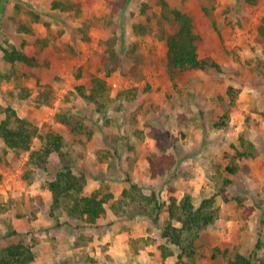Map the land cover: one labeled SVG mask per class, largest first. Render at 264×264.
<instances>
[{
  "label": "rangeland",
  "instance_id": "374dc122",
  "mask_svg": "<svg viewBox=\"0 0 264 264\" xmlns=\"http://www.w3.org/2000/svg\"><path fill=\"white\" fill-rule=\"evenodd\" d=\"M174 8L193 18L203 39L199 57L221 70L169 66ZM263 25L264 0H0V120L11 107L43 135L60 133L66 151L63 161L52 153L37 166L27 162L29 152L16 153L0 139V246L24 234L36 238V253L38 235L54 232L38 219L58 226L48 182L68 163L85 176L82 193L110 195L105 212L118 217L88 229L56 208L71 238L105 239L87 253L65 247L57 264H173L181 249L162 230L169 221L180 225L167 207L185 194L196 206L214 196L216 216L201 230L193 257L184 252L180 264H230L238 253L264 264ZM5 49L26 53L33 64L7 60ZM78 86L94 97L84 98ZM43 92L48 104L39 102ZM65 114L84 129L67 126ZM135 172L143 176L138 181ZM128 178L139 188H130ZM126 188L139 202L123 196ZM137 191L155 192L165 204L139 212ZM116 199L129 202L119 213L110 205ZM15 222L20 234L11 233ZM120 230L134 236L131 253L117 259L108 251Z\"/></svg>",
  "mask_w": 264,
  "mask_h": 264
},
{
  "label": "trees",
  "instance_id": "16d2710c",
  "mask_svg": "<svg viewBox=\"0 0 264 264\" xmlns=\"http://www.w3.org/2000/svg\"><path fill=\"white\" fill-rule=\"evenodd\" d=\"M172 13L174 19L178 23V27L174 32L170 33L166 39L169 66L179 70L189 68L205 70L209 66L221 70L220 65L216 61H210L206 58L199 57L198 48L201 46L203 39L202 36L195 31L191 15L177 8L172 9ZM260 32L264 37V25L260 28ZM4 52L5 58L11 62L23 61L28 64H33L32 57L26 53L6 49ZM78 88L80 94L84 96V98L94 97L91 94L86 95V93L81 90L80 86H78ZM231 89L232 87H230V90ZM48 96L47 93H41L39 95V102L48 104L50 102ZM4 112L6 116L0 120V139L4 141L7 147L13 149L16 153L29 152L27 162H34L37 166H44V164L49 162V157L52 153H56L62 161L65 159V141L60 133L48 131L43 135L38 131L35 124L27 118L19 116L13 108L7 107L4 109ZM72 116L73 115L65 114L61 121L73 130L78 128L84 129V124L82 122L79 124L74 122ZM58 117H60V114ZM35 137L39 138L40 141L38 146L32 147ZM245 142L247 143V141ZM227 168L230 172L236 171V167L234 166H228ZM127 180L130 182V188H139L130 178ZM84 185L85 176L73 171L72 165L66 163L58 167L54 178L48 182V188L52 192L50 215L56 217V225H61L63 223L59 221L58 216L54 213L55 209L59 207H63L67 211L68 216L77 218L89 225L96 223L98 218L103 215L105 212L104 203L108 201L110 195H104L103 197H99L96 193L85 195L82 193ZM130 188L124 189L123 196L131 194L132 199L130 202L135 200L139 202L138 198L134 196L135 194L132 195ZM137 193L140 195V198H142L144 204L139 212L147 211L148 204L155 206L156 210L159 212L162 205L165 204V202L157 198L155 192H152L150 195L139 191H137ZM213 199L214 196L206 197L196 206L190 194H185L179 201L171 197L167 209L169 210L171 218H175L180 225H174L171 221L167 222L163 225L162 235L167 237L172 243L178 245L181 249V252L178 253V260L173 264H180V262L184 261L182 257L184 252H186L188 256L193 257L195 253V241L200 236L201 230L207 227L216 216ZM127 204H129V202L123 199H116L110 202L112 209L117 213H119L118 208H122L123 205ZM66 222L67 221H65V223ZM79 224L80 223H78L77 226H80ZM16 232L20 234L13 228L11 233ZM34 240H28L24 234H21L17 241L0 246V264H33L36 258V253L33 250V245L36 241ZM229 263L252 264V260L250 257L238 253L233 259H229ZM185 264H187V262Z\"/></svg>",
  "mask_w": 264,
  "mask_h": 264
},
{
  "label": "crops",
  "instance_id": "0c3cea01",
  "mask_svg": "<svg viewBox=\"0 0 264 264\" xmlns=\"http://www.w3.org/2000/svg\"><path fill=\"white\" fill-rule=\"evenodd\" d=\"M151 174H152V172H150V171L146 172V176L147 177L150 176ZM139 177H143V176L139 175L138 172H135L134 179L138 181ZM143 183H145V179H143ZM126 184H127L126 182H123V185H122L123 188L125 186H127ZM106 210L107 211L105 212V215H102L101 217L98 218L97 223H96L97 226H99L100 224L103 223L105 217H109L111 219H114V218L118 217V216H116V214L110 208L109 209L106 208ZM40 220H42V221H40ZM148 220L149 219H146L145 221L140 220L138 223H142V222L147 223ZM20 221H21V219H20ZM38 222L39 223L42 222L40 224L44 223L43 226L45 228L48 227V229L49 228L54 229L53 233H49L48 234V232L46 230H44L42 232L43 235H41V234L38 235L37 252H36V258H35V259H37L36 263H38V264H40L39 262L41 261L42 258L44 259V261L42 260V262L45 263V264H47V263H49V264H57V259H61V258H65L66 257L65 256L66 254H64V252L66 250L69 249V252L71 254H75L74 252L87 253L89 249L92 248V250H94V248H97L96 242L97 243H99V242L102 243L105 240V239L99 240L98 239L99 235H96V237L94 235L93 238L90 237L91 236L90 235L89 237H87V239H83L81 242H79V239H77L78 237L74 236L73 238H71V236H72L70 234L71 233L70 230L72 229L71 227H70L71 229H67V228H65L66 226L64 224H62L61 226L60 225L55 226V223L53 225L52 219H50L48 217L40 218V219H38ZM38 222H36V220H34V219L31 220V223H36L39 226H41ZM20 223L24 224L25 220H22ZM13 226L16 229L21 230V227L18 228L16 222H15V225H13ZM51 226H53L54 228L51 227ZM92 227H93L92 225L91 226L88 225L87 228L91 229ZM63 228H65L64 229L65 231L63 230ZM58 229H60V232L58 231ZM90 234H92V233H90ZM142 234L143 233H140V235H142ZM65 235H67L68 237H65ZM132 236H134V232L133 231L132 232L129 231V230L117 231L116 236L113 238V242L111 244V249H109V251H108L111 255L114 256L113 258H115V255H116L117 259H119V258H121L120 254H123V253L126 256L127 255V250H128V253H131L130 249H129L130 245L128 243V241H129L128 239L131 238ZM65 247H67V249ZM34 263H35V261H34ZM198 264H203V262L202 263L199 262Z\"/></svg>",
  "mask_w": 264,
  "mask_h": 264
}]
</instances>
